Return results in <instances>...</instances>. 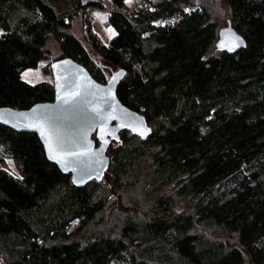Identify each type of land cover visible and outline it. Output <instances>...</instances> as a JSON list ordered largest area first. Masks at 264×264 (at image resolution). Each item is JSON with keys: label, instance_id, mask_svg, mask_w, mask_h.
Wrapping results in <instances>:
<instances>
[{"label": "trees", "instance_id": "16d2710c", "mask_svg": "<svg viewBox=\"0 0 264 264\" xmlns=\"http://www.w3.org/2000/svg\"><path fill=\"white\" fill-rule=\"evenodd\" d=\"M108 1L74 0L72 14L47 0H0V106L52 100L50 64L67 56L99 82L124 69L116 95L150 128L145 138L120 129L104 176L78 187L35 132L0 123V264H264V0H224L244 41L237 50L217 49L220 23L202 1L149 0L134 12ZM92 8L108 9V43ZM44 61L50 79L22 78ZM144 187L149 207L128 196L134 211L104 222L113 192Z\"/></svg>", "mask_w": 264, "mask_h": 264}, {"label": "water", "instance_id": "95a60500", "mask_svg": "<svg viewBox=\"0 0 264 264\" xmlns=\"http://www.w3.org/2000/svg\"><path fill=\"white\" fill-rule=\"evenodd\" d=\"M215 45L218 50H237L244 41L228 26L220 28ZM50 68L53 99L25 109L0 106V123L18 132H35L47 160L63 174H70L73 184L84 186L90 179L104 176L110 160L106 147L110 138L118 137L120 129L126 128L145 138L150 128L142 114L124 105L116 95L124 69L99 82L71 57L53 60ZM133 128L138 131L134 132ZM140 131L147 134L141 136Z\"/></svg>", "mask_w": 264, "mask_h": 264}, {"label": "rangeland", "instance_id": "374dc122", "mask_svg": "<svg viewBox=\"0 0 264 264\" xmlns=\"http://www.w3.org/2000/svg\"><path fill=\"white\" fill-rule=\"evenodd\" d=\"M47 1L54 4L59 12L72 13V14L76 13V9L74 8V0H47ZM199 1H202L206 5L208 4L209 6H211L212 10L214 11L216 15V18L218 19L220 23L219 28L228 27L227 24L229 23V11H228V7L226 3L224 2V0H199ZM131 3H132V0H131ZM131 3L126 4L127 9L130 8ZM87 10H90V12L89 13L86 12V14L91 18V25H92L93 30L97 33V35L99 36L102 42L108 43L111 37L115 35V29L111 25L106 24L107 11L105 9H99V8L92 9V10L87 9ZM166 20H169V19L165 18L163 21L165 22ZM75 21L79 22L80 20L78 17H76ZM83 25L75 24V27L73 28L74 34H76L80 38L86 35L87 28H85V25L84 26ZM85 45H86L85 48L90 53V55H92L93 59H95L97 63L102 65V68L105 69L106 64L104 60H102L100 56L96 54L93 48H91L87 44ZM49 47H51L52 49L53 55L51 56L58 54V46L55 40L53 39L50 40ZM46 63L47 62L44 61L40 63V65H38L37 68H27L23 70L22 78L30 83H35L43 79H50L51 75H49L48 73L44 71V67ZM106 69L108 70L109 67H106ZM116 70L117 69L111 70V72H109L108 74V77L110 76L112 72ZM2 165L12 174L18 173V168L16 164L14 163V160L6 158L4 162L2 163ZM139 166L141 167V165ZM142 171H144L143 167H142ZM139 174H140L139 169H137L134 172V176H138ZM144 177L145 175H141L139 181L142 180ZM148 188L149 187H144L142 191L138 189L137 192L135 191V189L128 190L124 192L126 194L120 193L122 197L120 196L119 193L116 194V192H113L112 195L109 197V202L107 206L104 208L103 212H101V215L104 218V222L108 223L109 226H111L114 223H117L118 214L123 215V212H121L120 209H123V211L125 210H130L132 212L134 211L132 209L133 208L132 201H131L132 199H130L128 196H131L133 198L135 197L136 200L144 198L145 199L144 207H149L151 194L150 192L147 191Z\"/></svg>", "mask_w": 264, "mask_h": 264}, {"label": "built area", "instance_id": "2783aa9c", "mask_svg": "<svg viewBox=\"0 0 264 264\" xmlns=\"http://www.w3.org/2000/svg\"><path fill=\"white\" fill-rule=\"evenodd\" d=\"M106 3L108 4V8L110 7V2L108 0H106ZM149 3V0H132V3L130 4V8L127 9L129 12H134L135 10H137L140 7H147ZM92 9H96V8H92ZM91 9V10H92ZM106 11L108 10L107 8L105 9ZM87 13L90 12V10H86Z\"/></svg>", "mask_w": 264, "mask_h": 264}, {"label": "snow or ice", "instance_id": "6c2138e0", "mask_svg": "<svg viewBox=\"0 0 264 264\" xmlns=\"http://www.w3.org/2000/svg\"><path fill=\"white\" fill-rule=\"evenodd\" d=\"M125 3H131V0H125ZM185 11H188V9H185ZM97 15H99V14H97ZM53 67H55V65H54ZM132 130H133L134 132L138 131L136 128H133ZM42 134H43V133H42ZM139 134H140L141 136L146 135V134H147V131H140ZM70 154L75 155L76 153H70Z\"/></svg>", "mask_w": 264, "mask_h": 264}]
</instances>
